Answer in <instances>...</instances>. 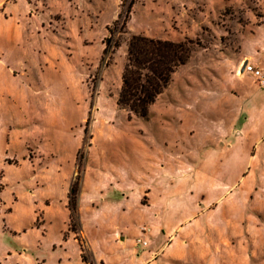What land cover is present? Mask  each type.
Here are the masks:
<instances>
[{
	"label": "rangeland",
	"instance_id": "obj_1",
	"mask_svg": "<svg viewBox=\"0 0 264 264\" xmlns=\"http://www.w3.org/2000/svg\"><path fill=\"white\" fill-rule=\"evenodd\" d=\"M128 2L0 0V264H82L78 173L93 264H264V86L237 72L264 0H134L102 60ZM131 34L194 41L146 117L116 103Z\"/></svg>",
	"mask_w": 264,
	"mask_h": 264
},
{
	"label": "trees",
	"instance_id": "obj_2",
	"mask_svg": "<svg viewBox=\"0 0 264 264\" xmlns=\"http://www.w3.org/2000/svg\"><path fill=\"white\" fill-rule=\"evenodd\" d=\"M133 2L134 0H129L125 12H119L118 18L107 27L109 35L104 40L102 60L120 46V39L114 38V34L121 17L123 21L118 32H124L123 28H125ZM193 43L192 39L175 41L143 34H131L127 39L126 58L122 68L121 85L116 103L136 115L146 117L150 105L156 101L170 83L173 73L190 58ZM89 121L90 118H87L84 128L85 134L89 133ZM82 154L81 152L80 156ZM81 177V173H78L72 181L67 195V205L70 211L69 229L76 235L83 264H93L91 251L85 239L80 235L78 200Z\"/></svg>",
	"mask_w": 264,
	"mask_h": 264
},
{
	"label": "built area",
	"instance_id": "obj_3",
	"mask_svg": "<svg viewBox=\"0 0 264 264\" xmlns=\"http://www.w3.org/2000/svg\"><path fill=\"white\" fill-rule=\"evenodd\" d=\"M237 72H248L252 74L255 78V82L257 83V85L264 86V70L261 67L249 62L248 59H244L241 61L240 65L238 66ZM142 244H146V241L143 240Z\"/></svg>",
	"mask_w": 264,
	"mask_h": 264
},
{
	"label": "crops",
	"instance_id": "obj_4",
	"mask_svg": "<svg viewBox=\"0 0 264 264\" xmlns=\"http://www.w3.org/2000/svg\"><path fill=\"white\" fill-rule=\"evenodd\" d=\"M5 4H3V6H4ZM251 57H249V59H250ZM248 59V60H249ZM68 192H67V194H66V208H67V210H68V219H67V231L65 232V236L63 235V238L64 239H66L67 237H69V235L70 234H72L73 235V239L76 241V243H77V247H78V250H79V258H80V262L83 264V262H82V260H81V251H80V246H79V243H78V240H77V238H76V235H75V233L73 232V231H71L70 229H69V221H70V218H69V215H70V211H69V208H68ZM78 205H79V200H78Z\"/></svg>",
	"mask_w": 264,
	"mask_h": 264
}]
</instances>
